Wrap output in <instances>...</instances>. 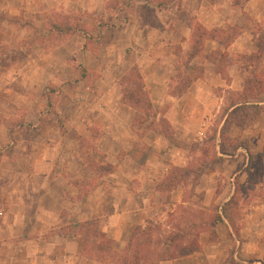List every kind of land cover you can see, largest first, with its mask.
<instances>
[{"label": "crops", "instance_id": "obj_1", "mask_svg": "<svg viewBox=\"0 0 264 264\" xmlns=\"http://www.w3.org/2000/svg\"><path fill=\"white\" fill-rule=\"evenodd\" d=\"M162 1L0 0V45L13 48L30 33L27 27L6 18L21 16L38 26L35 18L42 17L37 7L60 11L67 6L75 12H94V19L84 18L80 23L97 29L98 34L94 51H86L85 56L79 49V57L68 49L70 44L82 48V31H72L58 47L55 76L66 74L67 68L61 70V65L71 64L68 73L78 74L83 68L94 74L91 108L95 116L78 102L82 105L79 113L69 119L65 131H56L57 141L43 143L40 153L34 152V141L30 153L22 149L28 156L27 185L22 191L18 185L10 187L15 196L4 201L7 208L0 216V264H119L117 256H96L86 230L68 225L97 220L99 231L114 242L116 251H121L134 228L144 226L156 215L154 206L160 199L180 203L184 184L177 183L170 191L158 189L165 175L159 163L164 167L170 162L179 165L180 153H188L171 146L164 125L174 138L190 140L202 135L203 127L225 105V94L235 97L244 90L242 71L246 69L240 63L256 54L258 36L254 29H245L224 47L216 34L199 38L196 28L209 33L242 26V21L250 28L263 26L264 0H246L241 5L234 0H171L167 5ZM250 44L254 50L245 52ZM50 65L38 61L22 69L43 68L52 73ZM131 67L138 71L153 114L143 113L124 99L120 78ZM72 95L70 100L76 103ZM246 104L258 107L264 102ZM240 105L231 104L227 112ZM226 118L227 114L223 120ZM88 121L94 124L93 136ZM84 139L94 140V160L108 165L109 171L94 177L86 169L81 158ZM205 178L213 181L212 176ZM201 244L199 251L158 263L233 264L229 261L233 259L236 264H262L244 260L251 252L239 246L231 254L227 250L217 254L210 251L211 244Z\"/></svg>", "mask_w": 264, "mask_h": 264}, {"label": "rangeland", "instance_id": "obj_2", "mask_svg": "<svg viewBox=\"0 0 264 264\" xmlns=\"http://www.w3.org/2000/svg\"><path fill=\"white\" fill-rule=\"evenodd\" d=\"M27 1L23 0L24 3ZM170 1L163 0L162 4L167 5ZM245 1L234 0V3L241 5ZM12 4L14 2L9 3ZM37 8L43 18H35L38 26L32 25L31 19L21 16L7 17L6 21L27 27L30 33L13 48L0 45V216L7 208L4 201L15 196L11 188L18 185V190L22 191L27 185L28 156L22 149L30 153L31 141H34L37 148L34 152L40 153L43 143L57 141L56 131H65L71 123L69 119L79 113L82 105L78 102H83L91 110L87 111L91 117L95 116L91 108L94 106V74L87 73L83 68L78 74L68 73L73 68L72 64L68 67L61 65V70L67 68L66 74H54L58 47L71 31H82L85 38L82 48H78L80 45H68L71 52L76 53L79 49L85 56L86 51H94L97 29L80 23L84 18L94 19V12H75L67 6L60 11ZM147 16L151 17V11ZM242 23V26L215 29L209 33L201 27L196 28L199 38L202 34H216L223 40L224 47L240 31L254 29L258 34L254 52L260 58L255 60L252 55L241 60L244 62L240 63L241 67L246 69L242 71L243 80H246L244 90L235 97L225 94V105L203 127L202 135L190 140L174 138L163 124L171 146L184 148L188 153H180V162L176 163L179 165H171L173 163L170 162L169 167H164L163 163H159L165 175L158 183V189L170 191L178 186L175 184H184L180 203L160 199L154 206L156 215L144 226L134 228L128 244L121 251H116L114 242L101 234L97 220L68 225L86 230L87 237L92 238L90 247L96 256L107 254L121 258L127 255L131 264H159L158 259L162 256L177 258L180 254L199 251L201 242H204L211 244L213 249L210 251L217 254L222 250L231 254L234 247L239 246L244 252H251L250 257L244 258L249 263L264 260V104L235 111L234 117L227 112L231 104L242 101L243 94L247 102H264V25L250 28L244 25L245 21ZM254 46L250 44L245 52L254 50ZM227 54L225 52L224 56L227 57ZM38 61L48 66L52 64V73L43 68L22 69L23 66L30 68L37 65ZM90 61L94 62L93 59ZM132 71L133 75L128 76ZM136 73V68L131 67L120 82L126 89L133 90V97L143 99L138 101L143 113L153 114L146 108V96L138 92L140 82ZM73 84L75 89H72ZM70 95L76 103L71 102ZM226 114L227 118L223 120ZM91 122L87 123L93 136L94 124ZM82 144L84 156L81 158H84L86 169L89 168L94 177L110 170L101 160L95 162L94 140L84 139ZM205 175L212 176L213 181H207ZM229 261L236 263L233 259Z\"/></svg>", "mask_w": 264, "mask_h": 264}, {"label": "trees", "instance_id": "obj_3", "mask_svg": "<svg viewBox=\"0 0 264 264\" xmlns=\"http://www.w3.org/2000/svg\"><path fill=\"white\" fill-rule=\"evenodd\" d=\"M77 31V30H76ZM72 32V31H71ZM229 43V42H228ZM258 46V45H257ZM252 58H254L255 60H258L259 58H260V56L258 55V54H254L253 56H252ZM131 75H133V71H132V73L130 74V75H128V76H131ZM136 76H137V78H138V80H139V75L136 73ZM127 80L129 81V77H127ZM140 82V81H139ZM122 83V82H121ZM122 86H123V89H122V93H123V96H124V99H126V100H129V101H131V103L132 104H136V106H140V102H138V101H141V100H143V99H141V98H139V97H136V96H134L133 97V90H131V88H125V86L123 85V83H122ZM138 87L137 88H139L138 89V92L141 94V95H144V97L146 96V93L142 90V86H141V83L139 84V85H137ZM136 87V86H135ZM147 97V96H146ZM145 97V104H146V108L148 109V111L149 112H151V110H150V103H149V101H148V98H146ZM238 97V96H237ZM134 99H136V100H134ZM136 101V102H134V101ZM238 103H240L241 105L239 106V107H236L232 112H231V114H232V116L234 117V113H235V111H245V110H248V109H250V108H254V106H249V105H247L246 103H247V97L245 96V94H243L242 95V101L241 102H235V103H233L234 105H236V104H238ZM232 104V105H233ZM148 115V114H147ZM150 115V114H149ZM229 116H230V113H229ZM160 191H164L162 188L160 189ZM79 226H81V225H78V227ZM102 234V233H101ZM103 235V234H102ZM105 237V236H104ZM167 250H169V248L167 249ZM194 251H198V249H196V250H193L192 252H194ZM136 252V251H135ZM187 254H189V252L187 253ZM186 253L185 254H180V256L179 257H182V256H185V255H187ZM111 256V255H110ZM111 257H113V256H111ZM115 257H116V255H115ZM117 257H119L118 259V262H119V264H131V262H130V259H128V257H127V255H124L123 257H121L120 258V256H117ZM172 258V256H162L161 258H159L158 259V261H162V260H166V259H168V258ZM128 259V260H127ZM133 260L134 261H136L135 260V258H133ZM261 263L262 264H264V260H262L261 261ZM236 264V263H235Z\"/></svg>", "mask_w": 264, "mask_h": 264}]
</instances>
